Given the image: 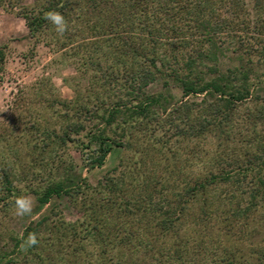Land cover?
I'll list each match as a JSON object with an SVG mask.
<instances>
[{
  "label": "trees",
  "instance_id": "16d2710c",
  "mask_svg": "<svg viewBox=\"0 0 264 264\" xmlns=\"http://www.w3.org/2000/svg\"><path fill=\"white\" fill-rule=\"evenodd\" d=\"M0 4L18 5L31 38L51 31V45L95 72L84 95L76 90L57 101L59 120L25 123L14 137L30 136L26 161L14 164L17 149L6 157L0 151V210L22 194L41 203L66 195L80 218L68 223L46 215L10 233L0 264H17L26 253L57 264L62 242L74 244L66 246L64 264H87L88 238L96 246L94 264H264V97L254 92L264 76V0ZM50 11L69 22L63 36L45 19ZM225 56L231 62L223 67ZM156 81L179 88L181 99L170 104L165 91L149 94ZM208 136L215 140L210 165L188 178L182 161L197 146L187 156L179 146ZM70 144L86 152L90 168L113 150L132 154L120 160L116 176L94 187L70 175ZM41 225L51 235L46 257ZM29 233L39 243L22 251L21 237Z\"/></svg>",
  "mask_w": 264,
  "mask_h": 264
},
{
  "label": "rangeland",
  "instance_id": "374dc122",
  "mask_svg": "<svg viewBox=\"0 0 264 264\" xmlns=\"http://www.w3.org/2000/svg\"><path fill=\"white\" fill-rule=\"evenodd\" d=\"M22 3L29 5L32 0H22ZM51 37H53L51 31H46L45 34H42L41 39L40 37L39 39L31 38L25 19L19 14L18 5L11 7L7 4H0V52L3 55L0 58V151H3V155L6 157L8 151L17 149L13 153L18 155L20 162L15 160L14 164L20 165L27 159L25 157L29 148L24 141L30 136L27 134L28 136L24 138L19 137L18 141L14 138L25 123L29 126L33 121L43 123L46 120H59L61 108L57 101L72 99L76 90H80L84 95L89 88L91 77L95 73L90 64L83 65L81 63L82 60L79 59V56H67L68 53L65 55L63 50H57L54 44L49 43ZM230 62L226 56L221 58L223 67ZM161 90L170 94L172 99L170 104L181 99V90L174 85L163 87L159 81H156L146 87L149 94ZM254 92L264 97V76L256 82ZM244 106H240L238 114L243 115ZM249 106L252 107L251 104ZM240 115L238 117L243 118ZM262 127V124L257 125L259 131L262 130ZM237 131V129L234 130L231 136H236ZM245 131L242 133H246ZM214 143L213 136L204 138L198 145L195 144V141L188 144L182 142L179 147L183 148V156H187L189 150L197 146L193 153L194 156L189 155L190 158L182 161L185 176L193 177L206 170L215 150ZM65 149L70 154L73 165L70 175L74 177V180L79 181V184H83L82 180L85 179L88 184L94 187L103 180L105 175L116 176L122 163L120 160L127 161L132 154L127 151L113 150L106 157L102 166L90 168L83 162L86 152H82L73 144L68 145ZM5 159L3 161L5 164L13 163V159L9 161ZM116 167L117 170L114 171ZM22 195H28L33 200L32 214L22 218L17 217L14 214L12 203L0 210V249L11 248L10 233L21 234L27 226L46 215L50 216L49 219L60 217L68 223L80 218V212L72 207L71 201L66 195L52 197L47 203L39 202L33 193ZM40 227L42 232L39 237L44 241L40 242L39 248L43 257H46L48 252L46 243L50 241L51 235L45 231V225ZM85 243L89 253H87L89 258L87 264H94L96 263L94 241L88 238ZM68 245L70 248L74 246L68 242L59 244L63 252L57 258V264L66 262L67 256L64 255V252L67 254L66 246ZM152 263L155 264L154 259ZM17 264L48 263L42 262L34 253H26L25 256L19 258Z\"/></svg>",
  "mask_w": 264,
  "mask_h": 264
},
{
  "label": "clouds",
  "instance_id": "9594fccd",
  "mask_svg": "<svg viewBox=\"0 0 264 264\" xmlns=\"http://www.w3.org/2000/svg\"><path fill=\"white\" fill-rule=\"evenodd\" d=\"M45 19L53 26L54 31L59 36H63L69 29V22L65 17L56 11L46 13ZM14 214L17 217L31 216L33 209V200L28 195L16 196L12 200ZM39 243L36 233H29L27 237H21L20 249L26 251L28 248L34 247Z\"/></svg>",
  "mask_w": 264,
  "mask_h": 264
}]
</instances>
